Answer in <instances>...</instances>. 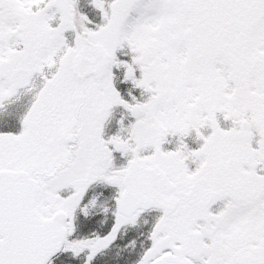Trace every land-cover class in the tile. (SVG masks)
<instances>
[{
  "label": "snow or ice",
  "instance_id": "1",
  "mask_svg": "<svg viewBox=\"0 0 264 264\" xmlns=\"http://www.w3.org/2000/svg\"><path fill=\"white\" fill-rule=\"evenodd\" d=\"M0 264H264V0H0Z\"/></svg>",
  "mask_w": 264,
  "mask_h": 264
}]
</instances>
